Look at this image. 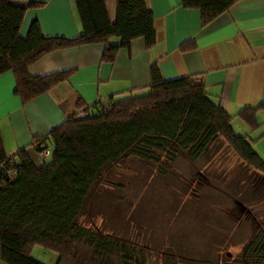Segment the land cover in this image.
Returning a JSON list of instances; mask_svg holds the SVG:
<instances>
[{"label":"trees","instance_id":"trees-1","mask_svg":"<svg viewBox=\"0 0 264 264\" xmlns=\"http://www.w3.org/2000/svg\"><path fill=\"white\" fill-rule=\"evenodd\" d=\"M12 1L0 0V75L11 73L14 95L22 105L71 75L69 70L28 74L27 67L50 51L101 44V59L111 62L116 49L128 47L134 39L141 38L145 49L155 43L152 15L144 0H117L113 21L103 0H73L82 32L72 40L45 38L34 21L20 37L25 8ZM234 2L178 0L181 8L199 12L202 25L228 11ZM39 5L29 2L26 8ZM111 38L118 43L110 44ZM263 105L244 108L237 117L252 131L259 126L255 113ZM95 109L93 104L78 111H86L83 117L75 112L45 136L33 139L37 156L39 150L49 154L47 163L39 158L37 168L27 162L23 151L17 153L18 162L11 163L0 138V163H7V173L0 177L3 264H39L30 258L34 247L56 254L55 264H146L141 248L80 222L108 169L126 158L144 161L164 175L179 157L196 161L215 153L219 143L244 171L255 172L264 182V162L250 146L256 141L234 134L231 118L208 99L195 77L163 81L152 66L145 94L113 102L106 110ZM257 141L264 143V133ZM249 217V237L238 262L264 264V215Z\"/></svg>","mask_w":264,"mask_h":264},{"label":"crops","instance_id":"crops-1","mask_svg":"<svg viewBox=\"0 0 264 264\" xmlns=\"http://www.w3.org/2000/svg\"><path fill=\"white\" fill-rule=\"evenodd\" d=\"M116 1L103 0L110 21ZM29 2L40 5L26 8ZM144 2L155 33L151 48L145 49L141 38L134 39L128 47L116 49L111 62L101 59V44L50 51L27 67L28 74L69 70L71 75L24 105L14 95L11 73L0 75V138L11 163L16 164L17 153L23 151L27 162L39 167L42 160L31 147L34 138L93 104L104 106L145 94L152 66L163 81L200 80L208 99L226 112L231 123L242 109L264 104V0H235L228 11L205 25L197 10L181 8L178 0ZM12 4L25 8L20 37L33 21L45 38L72 40L82 32L73 0H13ZM108 42L117 44L118 39ZM255 116L259 125L264 124V105ZM261 131L256 138L244 137L258 144L264 128Z\"/></svg>","mask_w":264,"mask_h":264},{"label":"rangeland","instance_id":"rangeland-1","mask_svg":"<svg viewBox=\"0 0 264 264\" xmlns=\"http://www.w3.org/2000/svg\"><path fill=\"white\" fill-rule=\"evenodd\" d=\"M231 127L252 139L264 124L251 131L235 118ZM256 143L250 146L264 162V143ZM217 146L196 161L179 157L164 175L144 161L121 160L104 175L80 222L141 248L146 264H241L249 216L264 215V182ZM30 258L55 264L57 255L34 247Z\"/></svg>","mask_w":264,"mask_h":264},{"label":"built area","instance_id":"built-area-1","mask_svg":"<svg viewBox=\"0 0 264 264\" xmlns=\"http://www.w3.org/2000/svg\"><path fill=\"white\" fill-rule=\"evenodd\" d=\"M111 104V102H108L106 105L104 106H98L96 105V111H101V110H106L108 108V106ZM78 117H83L86 115V111H82V112H79L78 114ZM38 157L40 159L44 158V156L47 155V151L46 150H39L38 151ZM6 162H2L0 163V177H3L4 175H6Z\"/></svg>","mask_w":264,"mask_h":264},{"label":"water","instance_id":"water-1","mask_svg":"<svg viewBox=\"0 0 264 264\" xmlns=\"http://www.w3.org/2000/svg\"><path fill=\"white\" fill-rule=\"evenodd\" d=\"M235 205H236L237 207H239L240 210H244V207H242L239 203H235Z\"/></svg>","mask_w":264,"mask_h":264},{"label":"bare ground","instance_id":"bare-ground-1","mask_svg":"<svg viewBox=\"0 0 264 264\" xmlns=\"http://www.w3.org/2000/svg\"><path fill=\"white\" fill-rule=\"evenodd\" d=\"M47 154H48V151H47ZM45 157V156H44ZM42 160H44V158H42Z\"/></svg>","mask_w":264,"mask_h":264}]
</instances>
